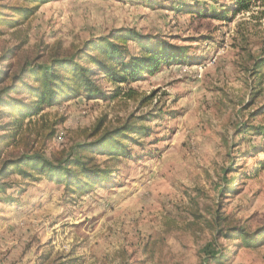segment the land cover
I'll use <instances>...</instances> for the list:
<instances>
[{"label":"rangeland","instance_id":"1","mask_svg":"<svg viewBox=\"0 0 264 264\" xmlns=\"http://www.w3.org/2000/svg\"><path fill=\"white\" fill-rule=\"evenodd\" d=\"M199 2L52 0L0 37L7 84L23 67L132 31L181 47L190 60L130 86L98 77L106 98L81 95L30 120L25 150L49 159L133 122L146 134L128 146L130 159L98 157L115 180L108 189L70 193L14 175L0 195V264H264V236L246 247L217 235L264 233V81L251 71L264 55L263 9L232 21L177 11ZM216 2L207 6H230Z\"/></svg>","mask_w":264,"mask_h":264},{"label":"trees","instance_id":"2","mask_svg":"<svg viewBox=\"0 0 264 264\" xmlns=\"http://www.w3.org/2000/svg\"><path fill=\"white\" fill-rule=\"evenodd\" d=\"M50 1L0 0V37L8 29L29 21L41 5ZM205 1L198 5H185L183 9L178 7L177 11L198 18L232 21L239 13L260 7L263 9L261 18L264 19V0H228L230 6L221 4L220 10H211L207 6L208 1L217 3L216 0ZM131 42L136 44L139 54L129 50ZM185 53V49L167 41L154 42L153 37L132 31L112 40L106 38L92 42L74 56L52 60L48 65L23 67L8 84L5 80L1 82L0 75V86L4 85L0 88V195L14 188V175L24 181L46 179L64 185L70 193H90L96 187L108 189L115 185V180L110 182L111 170L99 164L98 157H106L111 162L130 159L128 146L146 134L136 122L77 145L73 154L65 158L49 159L41 150H25L27 136L31 132L30 120L81 95L106 98L96 82L98 77L102 76L118 87L130 86L158 74L163 68L190 63ZM251 71L263 85L264 55ZM128 97H134V92L130 91ZM96 133L97 130L93 135ZM53 135L51 132L47 138L51 139ZM224 193L222 188L219 194ZM10 202L13 200L6 203ZM226 230H217V235L227 240H240L246 247H255L264 236L261 231V235L249 234L243 227Z\"/></svg>","mask_w":264,"mask_h":264}]
</instances>
